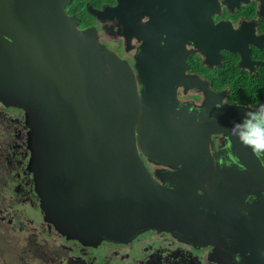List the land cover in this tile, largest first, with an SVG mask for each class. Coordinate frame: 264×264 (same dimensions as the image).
<instances>
[{"label":"water","instance_id":"water-1","mask_svg":"<svg viewBox=\"0 0 264 264\" xmlns=\"http://www.w3.org/2000/svg\"><path fill=\"white\" fill-rule=\"evenodd\" d=\"M69 1L0 0V102L23 111L27 170L43 222L85 247L130 242L149 230L190 242L187 235L199 240L206 225L213 235L212 217L204 224L199 207L206 197L198 185L202 165L213 159L211 135L234 141L229 120L247 108L227 105L222 115H207L212 122L196 125L185 120L188 107L182 113L139 102L146 90L138 91L132 68L90 29L77 27L65 12ZM141 154L199 165L179 168L174 185L163 172L155 178Z\"/></svg>","mask_w":264,"mask_h":264},{"label":"flooded vegetation","instance_id":"flooded-vegetation-1","mask_svg":"<svg viewBox=\"0 0 264 264\" xmlns=\"http://www.w3.org/2000/svg\"><path fill=\"white\" fill-rule=\"evenodd\" d=\"M65 12L76 18L79 29H90L98 42L127 62L138 91L146 90L141 103L175 105L182 113L188 107L185 120L196 125L212 122L207 115L216 118L231 104L247 108L241 118L229 120L241 123L248 111L264 105L263 94L251 103L234 99L238 92L232 93V88H241L240 76L249 88L258 84L259 74L264 76V0H70ZM249 97L256 98L253 92ZM204 102L217 107L201 108ZM26 131L23 111L0 102V175L8 174L0 179V235L14 237L0 243V249L9 250L5 264H52L55 255L57 264H264V163L237 139L213 133V159L202 165L205 171L198 185L206 197L199 207L204 224L211 215L213 235L205 234L206 225L199 240L187 235L194 242L149 230L130 242L85 247L67 240L52 224L59 235L49 228L41 212L24 216L21 208H38L27 170ZM202 149L185 148L194 153ZM238 156H245L246 162ZM142 157L155 178L160 179L156 172H163L174 185L180 180L179 168L199 165ZM26 230L27 244H21L15 233ZM58 248L67 249L65 257Z\"/></svg>","mask_w":264,"mask_h":264},{"label":"clouds","instance_id":"clouds-1","mask_svg":"<svg viewBox=\"0 0 264 264\" xmlns=\"http://www.w3.org/2000/svg\"><path fill=\"white\" fill-rule=\"evenodd\" d=\"M229 137H235L243 146L250 148L264 163V105L248 111L241 123L234 124ZM241 169L245 170L243 165Z\"/></svg>","mask_w":264,"mask_h":264},{"label":"rangeland","instance_id":"rangeland-1","mask_svg":"<svg viewBox=\"0 0 264 264\" xmlns=\"http://www.w3.org/2000/svg\"><path fill=\"white\" fill-rule=\"evenodd\" d=\"M11 114H14V112H12ZM7 175L8 174L6 172L5 173L2 172L1 175H0V179H2V178L6 179V176ZM3 205H4V202L1 201L0 202V207H2ZM19 208H21V207H19ZM21 209L24 212V216L28 215L29 217H32V215H34V213H38V212L40 213V209H38V208L25 207V208H21ZM26 225H27V223H26ZM27 232H28V230L22 231V232H18V233L16 232L15 233L16 237L18 238V240L21 241V244L23 243V240H24V244H27V242H25L26 241L25 236L27 235ZM1 234H3L4 236H1L0 235V243H4V241H6V240L8 241V240H11V239L14 238L11 234H10L11 236L6 237L5 236L6 235L5 232H3ZM1 249H0V264H5L6 262L8 263L9 262V257L7 255H8L9 250H4V248H1ZM58 249H60V250L57 253H60L62 258L65 257L66 256L67 249L66 248H58ZM114 254H116V252ZM13 256L16 259H18V254L15 253ZM110 259L112 260L113 257H110ZM116 259H117V257H114L113 261L115 262ZM119 263L122 264L121 261ZM52 264H57L56 255L54 256V261L52 262Z\"/></svg>","mask_w":264,"mask_h":264},{"label":"trees","instance_id":"trees-1","mask_svg":"<svg viewBox=\"0 0 264 264\" xmlns=\"http://www.w3.org/2000/svg\"><path fill=\"white\" fill-rule=\"evenodd\" d=\"M234 67V66H233ZM230 70H232V68H230ZM231 75L234 76H239L241 74L236 73V74H232L230 71ZM241 77V88H236L237 90L235 91L234 88H232V93H234L233 95H236V93L238 92V96H234V99L239 100V101H250L251 103L253 102H257L258 98L260 97L261 94H263V100H264V76L259 74V79H257L258 84L252 88H249V82L248 80L245 79L244 76H240ZM254 93V95L256 96V98L254 99V101L250 100L249 96L251 95V93Z\"/></svg>","mask_w":264,"mask_h":264}]
</instances>
